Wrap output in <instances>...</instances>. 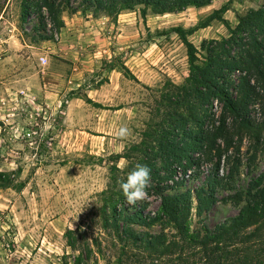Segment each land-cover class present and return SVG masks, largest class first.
Segmentation results:
<instances>
[{
    "label": "rangeland",
    "instance_id": "rangeland-1",
    "mask_svg": "<svg viewBox=\"0 0 264 264\" xmlns=\"http://www.w3.org/2000/svg\"><path fill=\"white\" fill-rule=\"evenodd\" d=\"M22 1L0 0V172L12 173L14 186L0 189V264H74L79 253L67 246V230L90 246L92 255L81 264H116L120 248L103 229L101 192L113 175L123 176L126 161L112 156L140 141L157 90L165 80L182 83L188 74L186 50L174 29H190L222 6L223 18L234 27L262 1L214 0L205 8L145 19L138 9L115 20L64 12L59 32L44 10V28L36 12L22 21ZM227 35L214 21L188 40L199 48L202 41ZM42 36L50 39L40 41ZM120 127L129 129L126 139L117 137ZM245 151L246 144L235 182L240 188L264 172V146L252 166ZM206 168L198 179H186L184 188L198 187ZM148 194L144 214L153 215L159 198ZM230 194L216 193V203L200 218L192 210L191 231L213 229L236 216L238 208L223 199ZM133 228L151 235L161 230L159 224ZM164 232L169 237L173 229L166 226Z\"/></svg>",
    "mask_w": 264,
    "mask_h": 264
},
{
    "label": "trees",
    "instance_id": "trees-1",
    "mask_svg": "<svg viewBox=\"0 0 264 264\" xmlns=\"http://www.w3.org/2000/svg\"><path fill=\"white\" fill-rule=\"evenodd\" d=\"M214 0H23L21 19L36 12L45 27L44 10L52 28H64L62 13H91L115 20L119 14L138 9L165 15L186 9H201ZM255 9L239 16L231 27L223 18L226 6L214 10L190 29L175 28L186 50L188 74L180 84L165 80L157 90L140 141L124 154L122 177H111L101 192L103 229L112 233L120 248L116 264H130L133 258L150 259L149 264L167 259L175 264H264V172L249 180L245 188L235 186L246 144L247 164L254 165L264 146V0ZM214 21L228 32L218 40L202 41L197 48L188 37ZM50 38L42 36L40 41ZM125 69V68H124ZM99 107V106H98ZM151 169L150 186L159 198L153 215L144 214L148 204L134 208L125 203L119 182L136 164ZM206 168L202 183L184 188L186 179H198ZM225 168V170H224ZM112 172H119L116 166ZM13 174L0 172V189L13 186ZM20 184L17 188H21ZM182 188H184L182 190ZM230 192L224 201L238 208V214L216 225L191 231V213L202 217L215 203L216 193ZM159 224L157 234L139 232ZM171 227L168 237L164 227ZM76 231L67 230V246L81 264L92 255L89 244L81 243ZM85 256V258H84ZM84 258V259H83ZM139 262V259H138ZM145 262V261H144Z\"/></svg>",
    "mask_w": 264,
    "mask_h": 264
},
{
    "label": "clouds",
    "instance_id": "clouds-1",
    "mask_svg": "<svg viewBox=\"0 0 264 264\" xmlns=\"http://www.w3.org/2000/svg\"><path fill=\"white\" fill-rule=\"evenodd\" d=\"M127 127H120L117 137L121 140L129 135ZM151 169L146 165L136 164L132 171L127 174L125 180L119 182V188L125 198V203L135 207L138 203H146L150 200L147 188L150 186Z\"/></svg>",
    "mask_w": 264,
    "mask_h": 264
},
{
    "label": "built area",
    "instance_id": "built-area-1",
    "mask_svg": "<svg viewBox=\"0 0 264 264\" xmlns=\"http://www.w3.org/2000/svg\"><path fill=\"white\" fill-rule=\"evenodd\" d=\"M39 61H40V63H41L42 65L46 64V58H44V57H40V58H39Z\"/></svg>",
    "mask_w": 264,
    "mask_h": 264
},
{
    "label": "crops",
    "instance_id": "crops-1",
    "mask_svg": "<svg viewBox=\"0 0 264 264\" xmlns=\"http://www.w3.org/2000/svg\"><path fill=\"white\" fill-rule=\"evenodd\" d=\"M54 68H55V72H57V69H58L57 66L52 67V69H54Z\"/></svg>",
    "mask_w": 264,
    "mask_h": 264
}]
</instances>
